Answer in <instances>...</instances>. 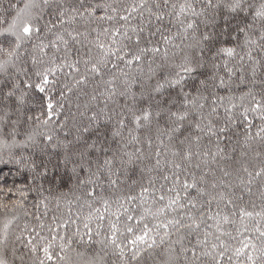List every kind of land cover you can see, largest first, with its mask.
Wrapping results in <instances>:
<instances>
[{"label":"snow or ice","instance_id":"1","mask_svg":"<svg viewBox=\"0 0 264 264\" xmlns=\"http://www.w3.org/2000/svg\"><path fill=\"white\" fill-rule=\"evenodd\" d=\"M0 264H264V0H0Z\"/></svg>","mask_w":264,"mask_h":264}]
</instances>
